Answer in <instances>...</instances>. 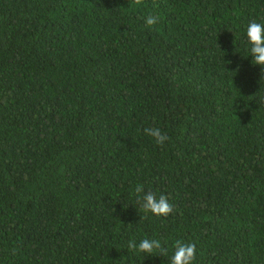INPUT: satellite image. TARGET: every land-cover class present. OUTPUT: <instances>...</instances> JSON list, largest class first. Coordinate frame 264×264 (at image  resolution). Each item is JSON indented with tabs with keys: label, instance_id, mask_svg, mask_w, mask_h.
<instances>
[{
	"label": "trees",
	"instance_id": "1",
	"mask_svg": "<svg viewBox=\"0 0 264 264\" xmlns=\"http://www.w3.org/2000/svg\"><path fill=\"white\" fill-rule=\"evenodd\" d=\"M252 20L264 0H0V264H170L176 239L264 264ZM138 183L173 212L145 214ZM145 237L164 251L129 248Z\"/></svg>",
	"mask_w": 264,
	"mask_h": 264
},
{
	"label": "clouds",
	"instance_id": "2",
	"mask_svg": "<svg viewBox=\"0 0 264 264\" xmlns=\"http://www.w3.org/2000/svg\"><path fill=\"white\" fill-rule=\"evenodd\" d=\"M161 16L148 13L144 17L145 26L153 28L161 20ZM243 57L250 58L252 66L260 67L261 76L264 77V21L252 20L247 23L244 30ZM143 135L150 137L155 144L164 145L169 140L160 127H145ZM132 194L140 202L145 214H151L154 217H167L174 210L173 204L169 198L163 194H157L154 191H146L143 184H136ZM129 248L138 254L151 255L157 251L163 252L160 239L145 237L139 242L131 240ZM172 254L170 264H194L196 257V246L185 243L183 240L176 239L171 244Z\"/></svg>",
	"mask_w": 264,
	"mask_h": 264
}]
</instances>
